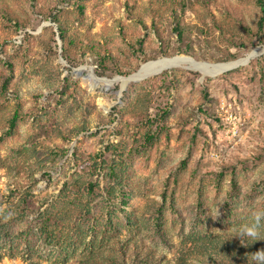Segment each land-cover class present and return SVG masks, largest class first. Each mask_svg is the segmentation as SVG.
<instances>
[{
    "label": "rangeland",
    "instance_id": "obj_1",
    "mask_svg": "<svg viewBox=\"0 0 264 264\" xmlns=\"http://www.w3.org/2000/svg\"><path fill=\"white\" fill-rule=\"evenodd\" d=\"M258 212L257 0H0V264H254Z\"/></svg>",
    "mask_w": 264,
    "mask_h": 264
},
{
    "label": "bare ground",
    "instance_id": "obj_2",
    "mask_svg": "<svg viewBox=\"0 0 264 264\" xmlns=\"http://www.w3.org/2000/svg\"><path fill=\"white\" fill-rule=\"evenodd\" d=\"M259 53L258 52H255L254 54L248 56L249 58H253L255 56H257ZM246 60V59H244ZM242 60H239L237 62H234V63H231V64H227V65H220V66H215L213 67L212 69H207V68H200L202 70L203 73H221V72H224L226 71L228 68L232 67V66H235L239 63H242L241 62ZM180 62L179 59H173V60H160V61H157V62H154V63H151L143 68H141V70L139 71V73L134 77V78H140L141 76H144V75H151V74H154L156 73L157 71L165 68V67H168V66H171L173 64H176ZM127 81H124L123 83L125 84Z\"/></svg>",
    "mask_w": 264,
    "mask_h": 264
},
{
    "label": "clouds",
    "instance_id": "obj_3",
    "mask_svg": "<svg viewBox=\"0 0 264 264\" xmlns=\"http://www.w3.org/2000/svg\"><path fill=\"white\" fill-rule=\"evenodd\" d=\"M264 219V212L254 214V222L243 229L240 236L246 237L251 240H259L262 238L261 220ZM254 264H264V250L258 251L253 255Z\"/></svg>",
    "mask_w": 264,
    "mask_h": 264
},
{
    "label": "trees",
    "instance_id": "obj_4",
    "mask_svg": "<svg viewBox=\"0 0 264 264\" xmlns=\"http://www.w3.org/2000/svg\"><path fill=\"white\" fill-rule=\"evenodd\" d=\"M257 2L259 3V5L261 6V10L262 12L264 11V0H257ZM80 11V9H79ZM52 22L55 23V24H58V36H59V39L61 41H64V32H63V29H62V26L59 24L58 20L56 18H53L52 19ZM171 58V57H169ZM18 120V115L15 114L12 119L9 121V129L7 131L8 135L11 134V131L14 129L15 125H16V122ZM113 171V170H112Z\"/></svg>",
    "mask_w": 264,
    "mask_h": 264
},
{
    "label": "water",
    "instance_id": "obj_5",
    "mask_svg": "<svg viewBox=\"0 0 264 264\" xmlns=\"http://www.w3.org/2000/svg\"><path fill=\"white\" fill-rule=\"evenodd\" d=\"M58 38H59V36H58ZM238 61V60H237ZM135 74H137V72L135 73ZM131 76V75H130ZM124 88V87H123ZM123 88H122V90H123Z\"/></svg>",
    "mask_w": 264,
    "mask_h": 264
}]
</instances>
